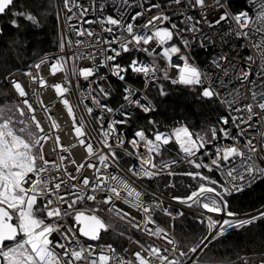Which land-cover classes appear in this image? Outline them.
Returning a JSON list of instances; mask_svg holds the SVG:
<instances>
[{"label": "snow or ice", "instance_id": "6c2138e0", "mask_svg": "<svg viewBox=\"0 0 264 264\" xmlns=\"http://www.w3.org/2000/svg\"><path fill=\"white\" fill-rule=\"evenodd\" d=\"M234 2L187 0L182 4V0H175V5L183 6L185 12L179 14V22H173L176 7L169 5L164 11L154 0H133L131 4L129 0H119L112 4L113 13L108 15L102 14L106 5L100 3L96 7V0H90L87 7L82 3L69 7L70 0H63L66 20L73 16L83 19L90 10L95 13L93 19L86 21L88 28L81 25L74 31L77 37L95 38L99 48H94L97 55L91 59L107 69L103 76L102 69L96 66L77 68L73 62L69 69L65 50L73 46V41L62 32L58 45L65 56H56L50 71L53 76L63 71V79L69 84V71L89 81L80 101L79 117L65 97L70 87L61 82L52 87L62 98L71 117L72 131L87 156L80 163L71 161L75 175L61 167L65 157L60 156V162L52 158L55 148L46 151L45 143L51 139V128L58 127L56 120L49 115L51 128L46 131L37 119L25 85L12 70H7L4 79L22 103L15 105L14 111L0 108V264H153V258L158 264H200L212 242L225 237L230 230L249 231L257 224L264 226V203L260 210L250 213L233 210V205L249 195L258 182L264 183V142L247 137L254 118L264 114V0H251L243 9L234 8ZM0 16L10 17L5 25H0V35L8 34L4 29L9 25L19 36L22 21L29 26L39 23L37 15L18 7L17 0H0ZM145 16L149 18L137 27L136 21ZM93 24L102 32L92 31ZM241 39L249 41L247 46L253 49V54L243 58V66L236 59L234 47V42ZM74 43L80 45L82 40L78 38ZM11 47L19 57L27 42L13 40ZM197 48L213 50L204 65L198 64L193 54ZM101 54L102 58L97 59ZM78 57L74 53L73 61ZM158 60L165 66L161 67ZM42 64L46 60L26 64L23 74L37 80L34 69L39 71ZM239 82L250 85L247 92L251 102L237 107L240 99L247 100L248 96L237 99L238 89H228ZM39 83L44 85L47 81L40 78ZM166 83L168 89L182 86L194 97L206 131H193L194 125L187 122V117L184 122L177 121L175 126L161 130V122L155 117L171 94ZM227 96L234 98L227 101ZM112 104L118 107L113 108ZM26 112L30 121L24 119ZM84 113L95 117L98 142L94 143L92 133L86 131ZM113 113L119 114L118 120L106 119ZM123 125L135 126L129 137L120 134ZM54 143L63 149L59 135ZM171 144L178 146L177 158L156 162L165 146ZM121 151L123 156L132 157L126 169L128 178L120 174V164L126 163ZM177 175L190 182L183 186V194H173L171 200L181 206H195L203 213L197 215V221L207 222V234L186 251L165 228L149 227L156 225L153 214L163 201L152 193V201L145 203L146 193L130 183L133 177L151 183L164 176L165 186L175 188L168 177ZM117 201L129 205V210L118 207ZM89 202L92 206H88ZM104 209L127 220L136 231L150 237L162 236L170 253L169 248L160 246L145 248L139 240L135 241L139 250H133L127 259L116 252L113 244L101 247L103 235L112 228L102 214ZM131 209L137 210L135 215ZM163 212L173 221V228L176 219L184 216L182 208H164ZM138 216L141 218L134 222ZM82 238L87 239L82 243ZM238 259L242 264H254L247 256ZM258 264H264V255Z\"/></svg>", "mask_w": 264, "mask_h": 264}, {"label": "built area", "instance_id": "2783aa9c", "mask_svg": "<svg viewBox=\"0 0 264 264\" xmlns=\"http://www.w3.org/2000/svg\"><path fill=\"white\" fill-rule=\"evenodd\" d=\"M119 3V0H96V7L99 6L100 3H104L106 5L105 11L102 13L103 15H108L113 13V3ZM133 0H129V3L131 4ZM139 2H143V0H139ZM156 3H160L162 5V10L167 11L169 5H173L176 7V12L172 14L173 16V22H179L182 17L179 15L180 13L185 12V8L183 6H176L175 0H154ZM211 2V0H209ZM74 3H82L86 7L90 5V0H70L69 7H72ZM187 0H182V4H186ZM251 3V0H248V3L245 2V0H235L233 7L236 9H243L245 7H248V5ZM56 10L57 14L59 16V34H58V40L61 37V34L63 32V35L66 38H71L73 41V46L70 49H66L67 56H65L64 51H62L59 48L58 40H57V46L55 49L50 50L48 52H45L43 54H40L36 56L33 60H31L28 65H32L35 63H38L41 59L46 60V64H42L39 71H36L34 69V73L37 75V80H32L31 77L23 74V69L25 66H19L14 67L11 70L13 71V74L21 80V82L25 85V89L29 94V101L33 104V106L36 108V116L37 119H40L42 124L45 126V130L51 128V120L49 119V115L51 114L52 119H55L57 122L58 127L57 128H51V131L49 132V136L51 139L45 143V150L50 151L53 148H55V153L53 155V159L57 162H60L59 157L63 156L65 157L64 161L61 163L62 168H67L69 171H73V174L75 175V172L73 170V165L71 163L72 160H76L77 163H80L82 160L85 159L87 156L86 149L84 146L79 144V138H77L72 131V124H71V117L67 115V109L66 106L62 104V98L55 93L54 88L52 87V84L55 82H61L66 87H70V91L65 94L66 98L70 99V103L74 106L76 115L79 117L81 115V109L82 104L80 103L81 99L84 98V90L87 88V85L89 81H85L82 77L74 76L71 74V71H69L68 79L71 81V84H69L67 81H64L63 71H59L55 74V76L52 75L50 71V64L53 62L54 58L56 56H65V59L67 60V66L69 69H71V66L73 62L76 63L77 68L81 66H96L100 67L102 70L100 71V75L103 76L105 72L107 71L106 68H103L102 66L98 65L95 61L91 59L93 55H97L94 51V48H99L98 44H95V38L89 37L87 35H83L81 37H77L74 29L81 27L83 25L84 28H88L89 25L86 23L87 20L93 19L95 17V13L91 10L87 13V16H85L83 19H81L79 16H73L71 19L66 20V16L68 15L67 10L64 8L63 0H56ZM250 13H252V9L249 8ZM152 14H155L153 12ZM194 14V13H192ZM129 17L131 16V11L128 13ZM148 16H145L142 20H137L136 25L139 27L141 24L145 22L146 19H148ZM259 26V24H257ZM92 31L100 33L102 32L101 28L93 24ZM118 35V33H117ZM81 39L82 43L80 45H76L74 42L76 39ZM249 41L245 39H241L238 42H234V47L236 48L235 56L238 62L241 63V66L244 65L243 58L246 57L249 54H253V49L248 47ZM240 45H246L245 47H240ZM92 46V47H90ZM212 49H204L201 50L199 48L196 49V51L193 53L197 56V63L200 65H204L208 60L211 59L212 56ZM74 53H78L79 57L75 61H73L72 56ZM48 57H51L53 59H48ZM102 54L97 56V59H101ZM175 61V57L173 58ZM158 64H160L161 67H164L165 64L162 61L158 60ZM251 67L255 68L256 65H251ZM19 69V71H17ZM7 75V74H6ZM42 78L45 81H47L46 84L40 85L39 79ZM112 79V86L115 87V78ZM10 85V83H8ZM11 86V85H10ZM139 87V85H136ZM250 87L247 82H239V83H233L228 91L232 92V90L238 89V94L235 98L240 99L241 97H244L245 95L248 96L247 100L240 99V103H238L236 106L240 107L243 103L251 102V96L250 93L247 92V89ZM12 88V87H11ZM13 89V88H12ZM14 91V89H13ZM14 98L8 99L5 103H11V104H21L22 99L18 97V94L14 91ZM234 97L233 96H227L226 100L231 101ZM91 106V105H90ZM113 108L118 107V104H112ZM45 108L47 111H45ZM257 112H259L258 109H254ZM224 111H226V105L224 108ZM235 114V113H234ZM85 119V127L86 131L92 133V139L95 142H98L99 137L97 133L99 132V126L95 123V117L93 115H89L87 113H84ZM119 119V114L113 113L111 116H106V119ZM24 119L26 121H30V115L26 112ZM134 125H123L120 127L119 131L120 134L124 137H129L134 130ZM35 130V129H33ZM163 130V129H161ZM201 132H204L202 130H199ZM59 135L61 138V143L63 144V149H61L58 145H55V137ZM247 137L253 138L254 142H264V114H259L254 120L252 121V128L247 131ZM129 151H132L131 148H129ZM141 151L143 155H147V152L143 150V147L141 146ZM179 149L178 146L175 144H171L169 146H165V150L162 151V154L158 157H156V162H159L160 159H174L177 158V153ZM121 156L126 163H121L120 168V174L125 175L126 178L130 177V174L126 173V169L129 164L132 162V157L129 156H123V152L121 151ZM187 166H185V169ZM185 169H180L179 171H183ZM174 171L176 169H173ZM91 172V170H88ZM91 178V177H90ZM153 180L158 181V186L153 185L152 183H149L147 179H144L142 182L136 178H131L130 183L134 187H137L138 190L145 192L146 195L144 196V202L150 203L152 201V193L156 194V197L158 200H162L163 203L160 205V208L157 209V211L153 214L154 219L156 220V225H150V228H154L157 225L159 227L165 228L172 237H174L178 244L180 245L179 239L172 227L173 221L171 218L167 217L165 213L163 212L164 208H168L170 211L173 209H180L182 208L183 212H192L196 215H203V213L198 212L195 206L189 208L188 206H181L178 202L172 201L171 196L173 194H183L185 191L184 185H187L190 181L183 177L182 175H177L175 177H168V180H171L173 183H175L176 187L173 188L171 186L166 187V181L164 176L157 177ZM152 180V181H153ZM151 181V182H152ZM178 191V193L176 192ZM182 191V192H181ZM175 192V193H174ZM118 207H124L125 210H129V205H124L122 201H117ZM88 206H92L91 202L88 203ZM261 207V206H260ZM260 207L253 211L260 210ZM136 209H131V212L133 215L136 213ZM249 212H243V213H250ZM106 215L118 220L125 222L129 225L127 220H121L119 219L114 212H108L107 209L102 210ZM242 213V214H243ZM142 216V214H141ZM141 217H137L138 222ZM74 223V221H73ZM206 227L207 222L205 221ZM130 226V225H129ZM136 235H141L146 239V242L141 241L138 237H131L123 246L122 248H116L114 245L113 247L116 249V252L118 254L123 255L126 259L130 258L133 250H139L138 245L135 243L136 240H139L142 244L145 245V248L149 246H160L163 248H169L166 241H164L163 237H156V236H148L147 233H142L139 231H136L135 229H132ZM231 231V230H230ZM229 231V232H230ZM207 234V233H206ZM205 234V235H206ZM87 238H82L81 242L83 243L84 240ZM90 243H96L94 241H90ZM100 246H104L108 243L99 242ZM191 247V246H190ZM184 249V248H183ZM127 250V252L125 251ZM185 251L187 250L184 249ZM171 249L169 248V253ZM153 264H158V261H156L153 258Z\"/></svg>", "mask_w": 264, "mask_h": 264}, {"label": "trees", "instance_id": "16d2710c", "mask_svg": "<svg viewBox=\"0 0 264 264\" xmlns=\"http://www.w3.org/2000/svg\"><path fill=\"white\" fill-rule=\"evenodd\" d=\"M17 4L21 10L37 15L39 23L29 26L22 21L19 36L16 35V30L9 25L4 29L8 34L0 35V104L14 98L13 89L4 79L7 70L25 66L36 56L53 50L57 46L59 19L57 18L56 0H18ZM9 19L10 17L5 18L2 25H5ZM13 40H18L21 44L27 42L26 50L22 51L19 57L16 55V49L11 47ZM10 50L11 55H9ZM166 90H169L171 94L161 105L155 117L161 122L162 129L175 126L177 121L184 122L187 117V122L194 125L193 131H206L204 119L199 113V106L193 103L194 97L188 95L182 86L180 88L172 86L171 89H168L166 83ZM153 94H155V89H153ZM211 122L209 121V123ZM141 123L143 122L141 121ZM151 183L158 186L157 180H153ZM176 192L178 193V191ZM262 203H264V183L258 182L249 195L241 197L233 205V210L241 213L249 212L260 207ZM102 214L112 225V228L103 235V240L100 242L113 244L119 249L122 248L129 240V236L114 233L113 229L118 224L112 217L104 212ZM175 224L176 227L173 229L179 239L180 246L184 249L188 248V244L198 241L207 230L205 223L201 224L197 221L196 214L187 211L184 212L182 218L176 219ZM125 233H128V230ZM136 237L146 242V239L141 235ZM242 255H248L258 264L260 256L264 255V226L257 224L249 231L231 230L225 237L212 242L201 257L200 264H223L220 261L225 258H237L234 264H242V261L238 259L242 258Z\"/></svg>", "mask_w": 264, "mask_h": 264}, {"label": "rangeland", "instance_id": "374dc122", "mask_svg": "<svg viewBox=\"0 0 264 264\" xmlns=\"http://www.w3.org/2000/svg\"><path fill=\"white\" fill-rule=\"evenodd\" d=\"M5 102H3L2 104H0V108H4L6 111H14L15 104L13 105L11 103H5ZM16 105H17V103H16ZM113 220H115L116 223L118 224V226L113 229L114 233H116V234L123 233V234H125V235H127L129 237L130 236L131 237H136L137 236L136 233L132 230V228L128 224H126L125 222H122V221H118V220H116L114 218H113ZM126 230H128V233H125ZM206 233H207V230H206ZM196 242L188 244V247L192 246ZM185 248H187V247H185ZM245 256L249 257L248 255H242L241 257H245ZM236 260H237V258H235V259L234 258H225L224 260H222L220 262L223 263V264H234V262ZM254 264H256L255 261H254Z\"/></svg>", "mask_w": 264, "mask_h": 264}, {"label": "flooded vegetation", "instance_id": "af4514ba", "mask_svg": "<svg viewBox=\"0 0 264 264\" xmlns=\"http://www.w3.org/2000/svg\"><path fill=\"white\" fill-rule=\"evenodd\" d=\"M17 3H18V0H17ZM18 5V4H17ZM7 18V16H0V25L3 24V20Z\"/></svg>", "mask_w": 264, "mask_h": 264}, {"label": "water", "instance_id": "95a60500", "mask_svg": "<svg viewBox=\"0 0 264 264\" xmlns=\"http://www.w3.org/2000/svg\"><path fill=\"white\" fill-rule=\"evenodd\" d=\"M77 228H78V226H77Z\"/></svg>", "mask_w": 264, "mask_h": 264}]
</instances>
